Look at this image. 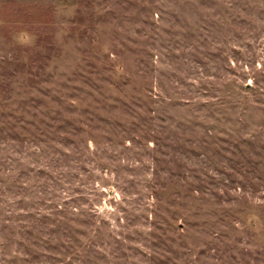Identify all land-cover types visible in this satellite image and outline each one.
<instances>
[{
    "label": "rangeland",
    "instance_id": "1",
    "mask_svg": "<svg viewBox=\"0 0 264 264\" xmlns=\"http://www.w3.org/2000/svg\"><path fill=\"white\" fill-rule=\"evenodd\" d=\"M0 264H264V0H0Z\"/></svg>",
    "mask_w": 264,
    "mask_h": 264
}]
</instances>
